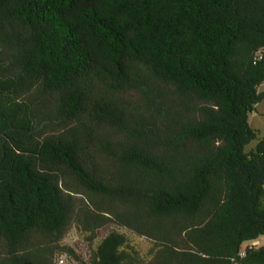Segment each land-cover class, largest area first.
<instances>
[{
    "label": "trees",
    "instance_id": "trees-1",
    "mask_svg": "<svg viewBox=\"0 0 264 264\" xmlns=\"http://www.w3.org/2000/svg\"><path fill=\"white\" fill-rule=\"evenodd\" d=\"M262 84L264 0H0V264H264Z\"/></svg>",
    "mask_w": 264,
    "mask_h": 264
},
{
    "label": "rangeland",
    "instance_id": "rangeland-1",
    "mask_svg": "<svg viewBox=\"0 0 264 264\" xmlns=\"http://www.w3.org/2000/svg\"><path fill=\"white\" fill-rule=\"evenodd\" d=\"M263 89H264V84L260 86V90H263ZM248 121H249L250 127L258 133L257 139L264 137V101L257 104L254 112H252L249 115ZM257 139L251 141L249 144L245 146L244 148L245 152H248L249 150L255 147ZM81 199L87 202L85 198H81ZM112 229H117L119 232L124 233L127 236L129 247H133L142 257L146 259L149 258V256L147 255V251L149 250L151 244L147 239L143 237H139L136 234L132 233L131 231L117 228L113 224H108L100 228L97 231V238L94 239L93 242L89 243L87 241V237L89 236L88 233H85L82 230V226L77 227L74 221L72 220L68 227L65 238L62 240L61 244L70 246L71 248H73V250L80 257L81 260H86L89 258L92 250L96 247L97 242L107 232H109ZM256 242H257L256 245L254 244L255 246L263 245L264 237H259V239ZM248 245L251 246L252 244L245 243L242 246V248L243 247L246 248L248 247ZM61 257H63L66 260L70 259V257L65 254H62ZM71 260L73 261L74 264L77 263L72 258Z\"/></svg>",
    "mask_w": 264,
    "mask_h": 264
},
{
    "label": "built area",
    "instance_id": "built-area-1",
    "mask_svg": "<svg viewBox=\"0 0 264 264\" xmlns=\"http://www.w3.org/2000/svg\"><path fill=\"white\" fill-rule=\"evenodd\" d=\"M248 247H250V246L248 245ZM244 249H245V247H243V249L240 250V252H239V256H243V255H244ZM57 264H72V263H71L70 261L64 259L63 257H60V258L57 260Z\"/></svg>",
    "mask_w": 264,
    "mask_h": 264
},
{
    "label": "crops",
    "instance_id": "crops-1",
    "mask_svg": "<svg viewBox=\"0 0 264 264\" xmlns=\"http://www.w3.org/2000/svg\"><path fill=\"white\" fill-rule=\"evenodd\" d=\"M256 243H257V242L255 241V242H251V243H249V244H252V245H254V244H255V245H256Z\"/></svg>",
    "mask_w": 264,
    "mask_h": 264
}]
</instances>
